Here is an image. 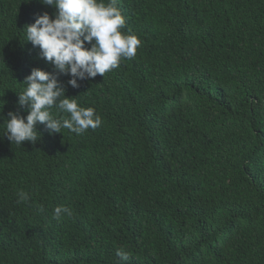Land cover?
Returning <instances> with one entry per match:
<instances>
[{"label":"trees","instance_id":"obj_1","mask_svg":"<svg viewBox=\"0 0 264 264\" xmlns=\"http://www.w3.org/2000/svg\"><path fill=\"white\" fill-rule=\"evenodd\" d=\"M116 4L136 56L58 76L101 125L16 145L25 78L54 71L26 28L55 9L0 0V264H264V0Z\"/></svg>","mask_w":264,"mask_h":264},{"label":"clouds","instance_id":"obj_2","mask_svg":"<svg viewBox=\"0 0 264 264\" xmlns=\"http://www.w3.org/2000/svg\"><path fill=\"white\" fill-rule=\"evenodd\" d=\"M55 9L54 18L45 12L35 22L27 25L25 41L38 47L41 58L53 66V72L32 69L18 95V104L27 106L28 114L20 116L8 113L4 135L11 144L23 142L35 144L40 138L36 125L43 124L49 135L62 133L63 129L82 135L88 129H96L101 117L92 107H81L77 100L65 95L59 75H70L68 84L78 88V80L95 78L98 74L117 68L122 59L136 56L141 40L122 32L125 18L116 0H41ZM90 45V47H86ZM56 110V114L53 113ZM66 114V115H61ZM18 203L28 200V194L20 191ZM70 207H55L53 218L71 216ZM116 264H127L129 254L123 248L117 250Z\"/></svg>","mask_w":264,"mask_h":264}]
</instances>
